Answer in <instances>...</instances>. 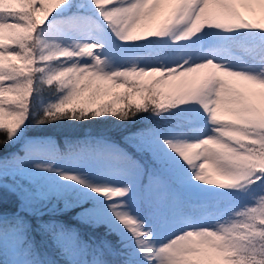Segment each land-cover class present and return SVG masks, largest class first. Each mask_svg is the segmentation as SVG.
Listing matches in <instances>:
<instances>
[{
    "label": "snow or ice",
    "instance_id": "snow-or-ice-1",
    "mask_svg": "<svg viewBox=\"0 0 264 264\" xmlns=\"http://www.w3.org/2000/svg\"><path fill=\"white\" fill-rule=\"evenodd\" d=\"M70 3L56 0L50 7L45 0H0V133L4 134L0 145L17 136L32 115L34 94L45 86L62 94L53 110L45 113L49 119L91 113L127 120L129 113L151 111L160 116L198 106L211 133L192 142L165 143L196 181L245 195L252 204L234 214L229 209L209 213L229 218L214 226L174 232L159 246L153 229L123 210L126 205L109 207L148 264H264V24L250 23L241 12L244 8L264 14V0H91L99 18L123 43L170 37L175 44L191 47L207 36V46L213 47L218 38L238 43L243 53L239 69L213 59L172 60L164 67L117 66L99 54L103 44L91 42L93 33L86 31L93 23L90 17L77 12L55 19ZM53 7L58 11L48 19ZM160 16L165 20L154 28ZM95 31L105 29L96 23ZM237 35L243 42H237ZM64 39H71L73 46H63ZM205 46L201 42V50ZM25 159L17 158L12 166L23 168ZM116 159L139 168L127 154ZM8 167V163L0 165L4 170ZM35 167L53 171L43 164ZM64 179L85 184L75 175ZM150 184L160 186L152 178ZM85 186L108 201L131 192L128 187ZM142 203L153 206L151 201Z\"/></svg>",
    "mask_w": 264,
    "mask_h": 264
},
{
    "label": "trees",
    "instance_id": "trees-1",
    "mask_svg": "<svg viewBox=\"0 0 264 264\" xmlns=\"http://www.w3.org/2000/svg\"><path fill=\"white\" fill-rule=\"evenodd\" d=\"M77 12L104 23L91 0H71L70 6L59 11L55 19L63 20ZM245 19L264 24V14H252ZM236 40L243 42L239 35ZM143 43L147 44V52L155 54L174 47V42L167 38L131 45L141 49L138 45ZM227 43L243 57L238 43ZM45 87L33 96L32 115L52 111L55 103L47 101L62 95ZM196 107H182L160 116L151 111L129 113L127 120L111 115L96 117L91 113L73 118L68 113L54 120L44 117L49 123L35 129L26 123L12 141L0 145V165L9 164L0 178V264H18L3 242L4 234L9 231L20 234L17 246L18 253L25 256L24 264H148L131 234L119 225L109 207L117 200L108 201L90 187L65 180L55 170L46 172L36 168L35 159L82 161L85 158L95 162L111 157L123 162L116 156L127 154L142 169L136 216L153 229L154 236L169 218L209 215L233 200H249L245 195L196 181L192 170L163 140L178 131H190L199 116ZM3 138L4 134L0 133V139ZM17 158H26L23 168L12 166ZM150 178L166 184L169 191L164 196L156 195ZM51 184L59 188L54 190ZM32 195L33 199L25 197ZM142 201H151L153 206ZM250 205L242 206L239 211ZM63 232L69 234L66 240L60 236Z\"/></svg>",
    "mask_w": 264,
    "mask_h": 264
},
{
    "label": "rangeland",
    "instance_id": "rangeland-1",
    "mask_svg": "<svg viewBox=\"0 0 264 264\" xmlns=\"http://www.w3.org/2000/svg\"><path fill=\"white\" fill-rule=\"evenodd\" d=\"M45 3L50 7L56 4V0H45ZM70 5H66L61 11L67 9ZM53 10L58 11V8L53 7ZM241 12L244 15V18L251 16L253 13L246 11L244 8H241ZM74 14H69L65 19L73 16ZM85 17H90L93 23L86 29L93 33V41L97 44H103V50H98L99 54L103 57H108L115 61L116 65L119 66L124 64V66H130V63H135L139 67L145 66H159L164 67L168 66L169 62L172 60H177L183 62L184 60L197 61L202 59H213L217 63L223 64L225 67H230L233 69L242 68L243 65L240 63V55L236 53L228 43L220 41L218 38L213 47L207 46L208 37L201 36L198 40L194 41L189 47L184 42L180 44H175L174 48L170 49L166 53L155 54V52H147L145 50L146 43L139 44L141 49L137 46L126 44L119 41L107 28V25L100 23L91 15H85L79 13ZM256 15V14H255ZM165 20V17H158L157 21L153 24V27H159ZM96 23L103 25L104 32H96L95 26ZM207 31V30H206ZM215 31V30H212ZM167 40H172L170 37ZM201 42L205 43V47L201 50ZM63 46H73L71 39H64ZM87 59V57H84ZM59 98H52L47 101V103H56ZM196 111L199 112L198 118L194 119L195 121L190 126V131H178L171 136L163 139L164 141H171L172 143H177L181 141L192 142L196 139H200L211 133V125L208 123L207 117L204 116L202 111L196 107ZM45 113L31 115L29 120L26 122L31 129L40 128L45 123H49V119L45 120ZM38 120H45L44 123H37ZM54 120V119H53ZM34 164H43L46 166H51L53 170L59 175H75L85 182V184L92 186L100 187H110V188H125L128 187L131 189L130 195L125 198H119L116 203H122L127 207L123 210L129 212L131 215L137 217V211L139 208V200L141 195V175L142 169L130 167L126 163L117 162L111 157L106 158L104 161H88V160H41L35 159ZM2 168H0V173H3ZM160 182V186L157 187L153 184H150L153 188V192L156 195L164 196L167 191L166 184ZM85 184H82L85 186ZM51 188L58 189L59 186L51 184ZM220 194L223 191L219 192ZM28 199H33L34 196H25ZM252 204L251 200L236 199L233 200L229 205H226L224 209H229L230 213L234 214L239 211L242 206ZM229 218L228 214L225 215H206L197 216V217H177L169 218L165 220L162 225L157 229L156 235L153 236L154 242L157 246L164 243L166 238L170 237V234L174 232H182L185 228L191 226H214L217 222L223 223ZM60 236L63 240H66L69 234L63 232L60 233ZM73 238V237H71ZM20 241V234L13 231H9L3 236V242L8 246L10 254L14 257L15 261L18 264H24L26 262L25 256L18 253V242ZM74 241V240H73ZM72 249H74L70 245Z\"/></svg>",
    "mask_w": 264,
    "mask_h": 264
}]
</instances>
